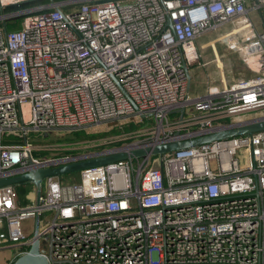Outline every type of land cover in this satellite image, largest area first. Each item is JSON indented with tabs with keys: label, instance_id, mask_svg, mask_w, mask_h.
Listing matches in <instances>:
<instances>
[{
	"label": "built area",
	"instance_id": "obj_1",
	"mask_svg": "<svg viewBox=\"0 0 264 264\" xmlns=\"http://www.w3.org/2000/svg\"><path fill=\"white\" fill-rule=\"evenodd\" d=\"M40 1L0 0V176L73 161L84 155L78 144L100 141L86 154L111 153L264 117V30L250 20L264 0H53L17 9ZM227 25L201 48L224 47L254 76L222 79L191 98L194 43ZM129 124L144 126L68 147L31 139ZM77 174L66 185L45 178L27 206L15 186L0 187V251L13 252L4 264L35 240L48 264H264V130Z\"/></svg>",
	"mask_w": 264,
	"mask_h": 264
},
{
	"label": "rangeland",
	"instance_id": "obj_2",
	"mask_svg": "<svg viewBox=\"0 0 264 264\" xmlns=\"http://www.w3.org/2000/svg\"><path fill=\"white\" fill-rule=\"evenodd\" d=\"M261 14V17L264 19V7L260 10V13L256 12H250V20L256 27L258 31L263 30V25L260 21L259 15ZM229 28V25L223 26L215 31H208L201 36L197 38L195 41L196 44V52H197V61L194 63V67L189 68L188 72L191 78V83L189 86V96L191 98L196 97H202L205 95L207 85L209 86H215L219 87V80H218V67L216 64V55L212 48L206 47L201 48V43L206 42L210 39H213L217 35L227 31ZM207 43V42H206ZM204 43V44H206ZM220 46L216 45L217 49V57L220 59L223 63V78L225 80V83L229 84L232 82H236L240 79H248L254 76L253 73H251L247 67L241 62L239 55L235 53H227L225 51L219 50ZM224 48V47H221ZM173 117V115L171 116ZM144 125L135 126L134 129L141 128ZM104 127H101L102 130H96V129H89L87 131V134L85 132H78L77 134H68L65 132H56V133H50L47 136L37 137L32 136V142L33 144L38 145H51V144H65V147H68L67 145H70L72 143H79L82 140L83 141H91L92 139H81L85 137L84 135H90L95 134L97 131V134L105 133L107 129ZM117 130L111 131L110 134H115ZM99 132V133H98ZM82 133V134H81ZM120 133V132H119ZM99 138H95L93 140H96ZM100 141H95L90 144H78L73 146L72 148L76 152L75 154L77 156L81 154H86L89 152H93L96 145H99ZM101 145V144H100ZM64 147V148H65ZM104 149V147L102 148ZM101 150V149H100ZM47 156V154H45ZM46 158V157H45ZM211 166L213 167V162H211ZM79 178V175L77 173L72 174H66L57 177L56 179L60 182L62 185L66 184H73L74 182H77ZM15 188L19 191L18 199L21 206H27L35 203V197H36V189L34 185L30 182H25L19 185H16ZM45 189V179L41 181V191L44 192ZM32 224L30 219H27L23 221V226L29 227ZM42 247L44 245L42 244ZM13 252L11 250H4L0 251V264H4L7 260L11 259Z\"/></svg>",
	"mask_w": 264,
	"mask_h": 264
},
{
	"label": "water",
	"instance_id": "obj_3",
	"mask_svg": "<svg viewBox=\"0 0 264 264\" xmlns=\"http://www.w3.org/2000/svg\"><path fill=\"white\" fill-rule=\"evenodd\" d=\"M53 2V0H48ZM170 26V22L167 23ZM180 119L183 109L179 111ZM264 130V117L259 120H247L233 125L220 127L209 132L200 133L195 138L183 140L176 138L172 141L156 143L145 146H124L116 152H99L81 155L79 158L56 165L46 164L44 166L30 167L24 172L11 176H0V187L16 186L30 182L36 189V201L40 193L41 181L48 177H59L66 174L79 173L82 170L127 160L128 158L146 157L149 155L161 156L166 153L189 149L213 141L231 139L238 136H246ZM13 264H48L47 260L39 254L38 241L35 240L28 253L17 258Z\"/></svg>",
	"mask_w": 264,
	"mask_h": 264
},
{
	"label": "trees",
	"instance_id": "obj_4",
	"mask_svg": "<svg viewBox=\"0 0 264 264\" xmlns=\"http://www.w3.org/2000/svg\"><path fill=\"white\" fill-rule=\"evenodd\" d=\"M47 1L48 0H44V1H40V2H32L30 4L22 5V6H20L17 9H21V8H25V7H30V6H33V5H36V4H45ZM55 1H64V0H55ZM15 21H16L15 22L16 23V26L15 27H18L17 25L21 21V18H17ZM134 128H135V125L129 124L128 126L123 127L122 130H117L115 134H118L121 131L127 132V131H130V130H133ZM112 131H114V130H112ZM75 134H77V133H75ZM106 135H110V133H108V134H106V133H100V134L84 135L85 137H83L81 139H92L93 140L95 138H100V137H103V136H106ZM2 144L3 145H18L19 142L16 139L5 138V139H3ZM16 192L19 194V191L17 189H16Z\"/></svg>",
	"mask_w": 264,
	"mask_h": 264
},
{
	"label": "crops",
	"instance_id": "obj_5",
	"mask_svg": "<svg viewBox=\"0 0 264 264\" xmlns=\"http://www.w3.org/2000/svg\"><path fill=\"white\" fill-rule=\"evenodd\" d=\"M259 18H260V21H261V23H262V25H263V30H264V19L259 15ZM262 30V31H263ZM222 34V33H221ZM220 35V34H219ZM219 35H217V36H219ZM216 36V37H217ZM216 37H214L213 39H210V40H208V41H211V40H214ZM208 41H206V42H208ZM206 42H203V43H201V46L204 44V43H206ZM194 45H195V47H196V44L194 43ZM211 48V47H210ZM213 49V51H214V53H215V55H216V60L218 61H216V64H217V67H218V69H219V71H218V80H219V87H215V86H208L207 85V89H206V92H205V94L207 93V91H208V89H219L220 87H221V85H222V83H221V81H222V79L224 80V78H223V63H222V61L220 60V59H218V57H217V49H216V46H214V48H212ZM219 50L220 51H224V49L223 48H219ZM188 67L189 68H192V67H194V63L192 62L191 64H189L188 65ZM189 77H190V75H189ZM225 81V80H224ZM190 83H191V78H190V82H189V86H190ZM197 98V97H196Z\"/></svg>",
	"mask_w": 264,
	"mask_h": 264
},
{
	"label": "bare ground",
	"instance_id": "obj_6",
	"mask_svg": "<svg viewBox=\"0 0 264 264\" xmlns=\"http://www.w3.org/2000/svg\"><path fill=\"white\" fill-rule=\"evenodd\" d=\"M188 50H189V53L188 54L191 55V56H193L192 50L190 48Z\"/></svg>",
	"mask_w": 264,
	"mask_h": 264
}]
</instances>
